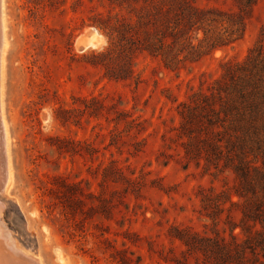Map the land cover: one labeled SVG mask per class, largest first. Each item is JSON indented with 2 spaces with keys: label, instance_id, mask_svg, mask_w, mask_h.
I'll use <instances>...</instances> for the list:
<instances>
[{
  "label": "rangeland",
  "instance_id": "rangeland-1",
  "mask_svg": "<svg viewBox=\"0 0 264 264\" xmlns=\"http://www.w3.org/2000/svg\"><path fill=\"white\" fill-rule=\"evenodd\" d=\"M131 2L3 0V222L41 264H264V185L186 154L178 109L247 59L264 0H190L200 57L178 70L144 50V29L122 41L147 6Z\"/></svg>",
  "mask_w": 264,
  "mask_h": 264
},
{
  "label": "trees",
  "instance_id": "trees-1",
  "mask_svg": "<svg viewBox=\"0 0 264 264\" xmlns=\"http://www.w3.org/2000/svg\"><path fill=\"white\" fill-rule=\"evenodd\" d=\"M146 3L137 16L138 32L133 34L130 26L128 32L126 28L121 30L123 26L117 28L122 41L133 44L144 29L140 34L144 50L160 58L168 70H178L187 60L196 61L200 55L191 38L184 39L183 34L186 26L199 21L202 12L190 0H146ZM241 25L240 37L244 23ZM181 41L188 44L193 58L185 55L183 48L176 50L183 46ZM178 109L180 136L188 139L186 154L193 150L195 157L204 158L207 163L226 161L253 194L252 176L264 185V30L243 63L226 68L219 80L190 95ZM255 208L261 209L257 205Z\"/></svg>",
  "mask_w": 264,
  "mask_h": 264
},
{
  "label": "bare ground",
  "instance_id": "bare-ground-1",
  "mask_svg": "<svg viewBox=\"0 0 264 264\" xmlns=\"http://www.w3.org/2000/svg\"><path fill=\"white\" fill-rule=\"evenodd\" d=\"M3 0H0V192L6 193L10 178V165L8 157V132L4 115L3 103V56L6 48L5 24L3 19ZM84 39V40H83ZM97 42L95 33L79 40V46L83 49L93 46ZM3 204H0V264H3V256H6L8 264H41L39 259L27 250L22 249L2 220ZM5 259V258H4Z\"/></svg>",
  "mask_w": 264,
  "mask_h": 264
},
{
  "label": "water",
  "instance_id": "water-1",
  "mask_svg": "<svg viewBox=\"0 0 264 264\" xmlns=\"http://www.w3.org/2000/svg\"><path fill=\"white\" fill-rule=\"evenodd\" d=\"M3 260V259H2Z\"/></svg>",
  "mask_w": 264,
  "mask_h": 264
}]
</instances>
